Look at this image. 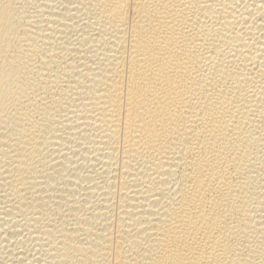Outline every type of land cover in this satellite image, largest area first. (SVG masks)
I'll return each mask as SVG.
<instances>
[{
    "label": "bare ground",
    "instance_id": "6f19581e",
    "mask_svg": "<svg viewBox=\"0 0 264 264\" xmlns=\"http://www.w3.org/2000/svg\"><path fill=\"white\" fill-rule=\"evenodd\" d=\"M0 264H264V0H0Z\"/></svg>",
    "mask_w": 264,
    "mask_h": 264
}]
</instances>
